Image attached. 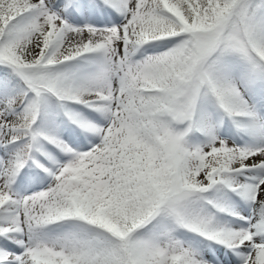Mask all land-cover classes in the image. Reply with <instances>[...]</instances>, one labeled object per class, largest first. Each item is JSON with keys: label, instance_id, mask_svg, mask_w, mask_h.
<instances>
[{"label": "snow or ice", "instance_id": "snow-or-ice-1", "mask_svg": "<svg viewBox=\"0 0 264 264\" xmlns=\"http://www.w3.org/2000/svg\"><path fill=\"white\" fill-rule=\"evenodd\" d=\"M0 264H264V0H0Z\"/></svg>", "mask_w": 264, "mask_h": 264}]
</instances>
